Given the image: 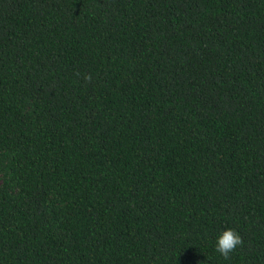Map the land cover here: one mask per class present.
<instances>
[{
  "label": "trees",
  "instance_id": "obj_1",
  "mask_svg": "<svg viewBox=\"0 0 264 264\" xmlns=\"http://www.w3.org/2000/svg\"><path fill=\"white\" fill-rule=\"evenodd\" d=\"M0 264H264V0H0Z\"/></svg>",
  "mask_w": 264,
  "mask_h": 264
},
{
  "label": "clouds",
  "instance_id": "obj_2",
  "mask_svg": "<svg viewBox=\"0 0 264 264\" xmlns=\"http://www.w3.org/2000/svg\"><path fill=\"white\" fill-rule=\"evenodd\" d=\"M240 244L241 237L238 231L231 227H225L215 235L213 248L221 256L227 258Z\"/></svg>",
  "mask_w": 264,
  "mask_h": 264
}]
</instances>
